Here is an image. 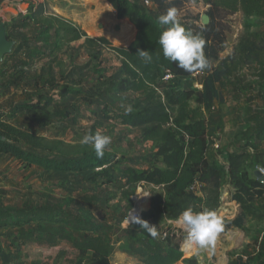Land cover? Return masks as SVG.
I'll return each instance as SVG.
<instances>
[{
	"label": "trees",
	"instance_id": "obj_1",
	"mask_svg": "<svg viewBox=\"0 0 264 264\" xmlns=\"http://www.w3.org/2000/svg\"><path fill=\"white\" fill-rule=\"evenodd\" d=\"M116 11L118 20L128 19L135 28L134 40L127 47L114 46L103 37L91 39L71 24L58 21L57 32L62 34L61 41L70 43L84 39V48L93 62L94 70L100 66L103 49L112 51L119 63L117 77L100 79L92 88L90 97L106 96L114 102H122L118 94L129 95V109L120 113L118 119L122 125L132 129L143 128L142 142H150L155 152L146 160L147 168L137 170L124 167L119 172L124 184L121 190V201H128L141 185L152 186L158 193L152 195L140 214L142 221H175L188 207L199 212L205 209L216 212L221 200V191L225 185L233 190L231 201L239 208V215L231 225L239 227L244 218L262 220L264 215L256 208L253 201L264 197V184L249 176L250 155L246 149H255L254 143L247 139L243 151L228 152L218 149L225 164L215 157L209 158L207 118L214 105L223 104V96L217 84L233 76L243 66L264 67V37L255 30L257 23L249 20L264 16V0H202L208 6L205 16L206 25H182L193 34L201 35L205 41L204 54L209 67L204 71L186 72L175 63L165 59L158 44V38L164 26L160 25L147 11L137 10L136 4L127 0H106ZM157 8V14H165L167 9L181 8L179 0H151ZM240 13L245 19L243 34L238 39L231 53L221 58L224 51L226 27L222 20ZM132 38V27L128 25V42ZM117 43H120L114 40ZM127 42V43H128ZM126 43V44H127ZM121 44V43H120ZM118 45V44H117ZM138 50L151 53V62H145L137 54ZM174 79L164 81L165 75ZM179 77L190 78L199 85V90L180 89L174 83ZM264 90V87H262ZM32 113L47 114L46 105L35 103L29 106ZM216 129L222 133L219 121ZM246 136L244 127H239L235 135ZM262 133L257 137H262ZM0 154L9 155L23 168L37 167L55 173H83L93 171L87 181L95 185H112L115 177L104 168L115 161L116 156L105 150L102 159H98L90 145L80 143L82 137L65 143L58 138H45L30 132L28 129L6 124L0 120ZM100 171L94 172V170ZM99 180V181H97ZM129 212L131 205L126 207ZM87 219H91L89 214ZM36 223L37 242H54L64 234L65 224H72L73 231H82V238L87 241L88 235L96 230L87 222L74 223L64 217L57 218L45 210L32 214L31 217H17L14 223H1L0 228L15 226L19 228L22 240L31 239L32 230L25 233L22 226ZM52 223L54 227H47ZM66 230V229H65ZM140 235L152 237L149 230L140 227ZM89 233V234H88ZM69 238V237H68ZM88 243L93 239L88 237ZM80 244V243H79ZM100 248V247H98ZM93 255L86 264H110L109 255L96 248L89 249ZM86 250L82 251L83 256ZM178 245L165 241L164 249L148 251L141 259L142 264H176L182 259ZM187 264H195L190 259ZM242 264H251L247 260Z\"/></svg>",
	"mask_w": 264,
	"mask_h": 264
},
{
	"label": "rangeland",
	"instance_id": "obj_2",
	"mask_svg": "<svg viewBox=\"0 0 264 264\" xmlns=\"http://www.w3.org/2000/svg\"><path fill=\"white\" fill-rule=\"evenodd\" d=\"M179 1L181 3V8L177 11L179 23L181 25H195V27L204 26L201 23V17L205 15L208 6L202 0ZM45 2L49 3L50 0H45ZM244 20L240 13L222 20L226 27V40L224 51L220 55L221 58L231 53L238 39L242 36ZM249 21L259 25L256 19ZM19 72L13 71L8 74L5 79L6 84L9 83L8 80L20 79ZM174 83L183 88L200 89L199 85L192 83L190 78L174 80ZM259 87L262 88L263 84ZM230 89V87L224 89L227 91L226 94H234V90ZM262 90L260 89V91ZM230 105L234 104L230 103ZM230 105L229 107L233 108ZM223 110L226 111V106L223 107ZM233 110L236 112L235 107ZM82 115L85 117H77L73 123L69 122L74 126L62 120H56L54 116L48 123L45 122V118L32 120L29 118V114L20 116L17 123L27 127L35 134L45 138H58L66 143L83 137L89 132L94 134L100 131L102 134L111 137V144L105 150L115 154L122 161L121 165H133L149 152V148L144 147L140 142L138 131H130L114 121L108 122L95 116ZM221 118L222 120L217 115L208 117V126L213 130L221 121L224 127L227 120L226 114H222ZM252 124H256V122L248 120L239 126L244 127L245 137L235 135L239 128H237L236 123H234L235 129L231 134L220 133L219 136L212 137L220 142V149L237 152L240 151L247 139L256 145L255 136L252 134ZM256 154V156L263 157V149L257 148ZM254 161L255 159L251 160L248 166V174L251 177H254ZM257 165L259 166V164ZM112 168H114L113 165ZM115 168L116 184L101 187L91 185L86 180L87 176L55 173L37 167L23 168L10 157L1 158V223H14L17 217L25 219L31 217L32 214L45 210L46 215H53L57 218L64 217L73 223L89 220L90 228L96 232L88 233V237L93 239L91 243H88L89 238L87 237L88 240L85 241L82 238V231H73L71 229L72 224H65L64 234L58 236L56 241L37 242L33 240L38 233L36 230L38 225L35 222L22 226L23 232L27 233L28 230H32L35 233L31 239L22 240L19 234L20 229L17 227L15 230H13L14 228L2 229L0 230V264H86L85 262L90 260L93 255L89 249L94 248L99 252L108 254L110 264H142L141 259L148 251L164 249L167 240L178 245L183 255L178 264H187L185 261L190 259L195 264H242L247 260L251 261V264H264V219L244 218L239 227L232 226V221L239 215V208L237 204L231 201L233 190L229 187L230 193L224 192L225 187H228L227 185L222 188V200H220L216 210L224 222L225 230L219 234L214 249L186 248L183 244L186 232L179 219L148 222L149 226L156 227L158 235L150 238H144L140 235V227L142 226L133 221L135 217L139 219L141 211L147 205L149 206L152 195L158 193V190L151 186L141 185L128 201H121L120 190L116 188L119 182L117 169L120 166ZM144 197L147 198L146 205L133 219H130L131 211L137 208L138 201ZM255 204L256 208L264 215V197L256 200ZM128 205H131L129 212L126 210ZM87 214L91 216V219H87ZM48 225L47 227H54L52 223ZM164 234H166L165 237ZM83 250L87 251L84 256Z\"/></svg>",
	"mask_w": 264,
	"mask_h": 264
},
{
	"label": "crops",
	"instance_id": "obj_3",
	"mask_svg": "<svg viewBox=\"0 0 264 264\" xmlns=\"http://www.w3.org/2000/svg\"><path fill=\"white\" fill-rule=\"evenodd\" d=\"M137 10L147 11L155 19L159 16L157 8L152 2L148 7H144L142 0H139ZM58 21L71 24L91 39L103 37L118 47H127L134 40L136 34L134 24L128 19L118 20L116 11L106 0H50L49 3H46L45 0L38 2L26 0L24 3L0 0V23H4L6 36L13 43L11 53L5 55L0 63V120L6 124L28 129L17 123L20 116L29 114V118L32 120L45 118L46 123L54 116L56 120L59 119L71 125L70 123H73L75 118L85 117L82 114H86L101 118L104 121L117 122L130 131H138L140 142L144 147L149 148V152L133 165H121L122 161L114 154L117 163H111L104 167L115 176L114 168L120 166L117 169L119 182L118 187H116L119 189L124 184L119 171L124 167H133L137 170L146 169V160L151 158L155 149L150 142L141 141L143 128L132 129L122 125L117 118L120 113L129 109V95L118 94L117 97L122 99V102H114L104 95L90 97L92 88L98 84L100 79H109L119 75L120 63L116 55L108 49H103L99 69L94 70L93 62L84 48L85 40L63 43L61 41L62 34L57 32ZM256 22L259 23V27L255 31L264 37V16L256 18ZM128 25L132 27V38L129 42ZM13 71H20L21 78L8 80L9 83L6 84V76ZM178 79L187 78L179 77L175 80ZM261 84L264 87V67L255 65L239 68L233 76L217 84L224 101L221 105H214L211 114L208 116L217 115L222 120V114H226L227 120L224 127L222 124V133H227V135L234 131V123L238 128L248 120L256 122V124H252L256 148L245 150L250 155V161L255 159L254 172L258 168L264 169V156H256L257 148L263 149L264 153V90L259 87ZM177 85L179 86V84ZM228 87L231 88L230 90H234V94H226L227 91L224 89H228ZM35 103L45 104L47 114L34 115L29 106ZM230 103L235 106L230 105ZM229 105L235 107L236 112ZM225 106L226 111H224L225 108L223 110ZM236 106L238 107L236 108ZM259 133L263 134L262 137H257ZM219 134L216 127L212 130L208 126L206 155L209 158L214 156L219 163L225 164L213 147L214 142L218 143L220 147V142L212 137L219 136ZM240 151L243 150L240 149ZM5 156L10 157L0 154V159ZM96 171H100V169L94 170V172ZM61 174H74L88 178L93 174V171ZM116 182L115 179L114 184ZM103 186L108 185L101 187ZM229 187L224 189L227 194L230 193ZM255 201L253 204L256 207ZM233 203L235 204V202ZM8 228L16 229L14 226H6L0 230Z\"/></svg>",
	"mask_w": 264,
	"mask_h": 264
},
{
	"label": "clouds",
	"instance_id": "obj_4",
	"mask_svg": "<svg viewBox=\"0 0 264 264\" xmlns=\"http://www.w3.org/2000/svg\"><path fill=\"white\" fill-rule=\"evenodd\" d=\"M175 7L167 9L165 14L157 17L162 26H167L159 34L158 44L163 57L186 72L204 71L209 62L204 54L205 41L201 35L186 30L177 19ZM145 62H151L152 55L148 51L138 50L137 54ZM83 145H90L98 159H102L105 149L111 144V137L100 131L89 132L80 141ZM179 222L186 232L183 244L186 248L214 249L219 234L224 232L225 225L222 218L213 210L196 212L188 207L179 216ZM134 223L149 230L153 237L157 236L155 226H149L146 221L135 217Z\"/></svg>",
	"mask_w": 264,
	"mask_h": 264
},
{
	"label": "water",
	"instance_id": "obj_5",
	"mask_svg": "<svg viewBox=\"0 0 264 264\" xmlns=\"http://www.w3.org/2000/svg\"><path fill=\"white\" fill-rule=\"evenodd\" d=\"M201 23L203 25L207 24V17L205 15L201 17ZM12 47L13 43L9 41L6 36L5 25L4 23H0V63L5 55L11 53ZM254 178L264 184V176H262L258 171L254 172Z\"/></svg>",
	"mask_w": 264,
	"mask_h": 264
},
{
	"label": "built area",
	"instance_id": "obj_6",
	"mask_svg": "<svg viewBox=\"0 0 264 264\" xmlns=\"http://www.w3.org/2000/svg\"><path fill=\"white\" fill-rule=\"evenodd\" d=\"M11 1H15V2H17V3H24L26 0H11ZM32 1H36V2H38V1H40V0H32ZM129 3H131L132 5L133 4H138V2H139V0H127ZM142 4H143V6L144 7H148L150 4H151V0H142ZM174 78L172 77V76H170V75H165L164 76V78H163V80L164 81H169V80H173ZM213 147H214V149H216V150H218L220 147H219V145H218V143H216V142H214V144H213ZM256 171H258L262 176H264V169H262V168H258V169H256ZM262 183V182H261ZM140 187V186H139ZM138 187V188H139ZM137 188V189H138ZM140 191V190H139ZM139 219H140V217H139ZM164 237L166 236V234H164L163 235ZM176 264H178V263H176Z\"/></svg>",
	"mask_w": 264,
	"mask_h": 264
},
{
	"label": "bare ground",
	"instance_id": "obj_7",
	"mask_svg": "<svg viewBox=\"0 0 264 264\" xmlns=\"http://www.w3.org/2000/svg\"><path fill=\"white\" fill-rule=\"evenodd\" d=\"M136 196H137V195H136ZM142 197H143V195H142ZM139 198H140V197H139ZM135 200L138 201L137 199H135ZM146 203H147V198H145V197H144V199L139 200L138 203H137V208H135V209H133V210L131 211L129 218H130V219H133V218L137 215V213H139V211H141L140 209H141L143 206L146 205Z\"/></svg>",
	"mask_w": 264,
	"mask_h": 264
}]
</instances>
